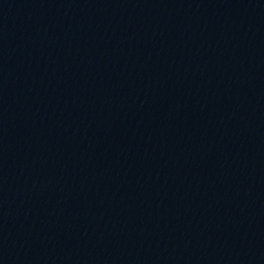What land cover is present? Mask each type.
Listing matches in <instances>:
<instances>
[{
    "label": "water",
    "instance_id": "obj_1",
    "mask_svg": "<svg viewBox=\"0 0 264 264\" xmlns=\"http://www.w3.org/2000/svg\"><path fill=\"white\" fill-rule=\"evenodd\" d=\"M0 264H264V0H0Z\"/></svg>",
    "mask_w": 264,
    "mask_h": 264
}]
</instances>
